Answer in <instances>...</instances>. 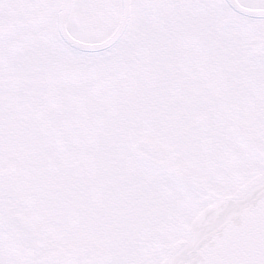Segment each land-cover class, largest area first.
I'll return each instance as SVG.
<instances>
[{
    "label": "rangeland",
    "instance_id": "rangeland-1",
    "mask_svg": "<svg viewBox=\"0 0 264 264\" xmlns=\"http://www.w3.org/2000/svg\"><path fill=\"white\" fill-rule=\"evenodd\" d=\"M12 1L14 3L15 0H2L0 2V29H3V22L7 15L2 11L3 6L7 4L10 7ZM96 1L97 0H79L78 12L84 11L83 16L90 15V13L92 12H98V5L100 4H95ZM181 1L182 0H160V16L162 17L165 12L168 15H173L175 10L177 9V6L179 5V2ZM104 5H106V3ZM102 12V9H100V14ZM103 13L100 17L103 16ZM154 25V21H151L150 24L147 23L144 33L149 35V37H153L154 41L156 42L157 37L153 35L155 28ZM152 42L153 40H151V43ZM3 44L4 42L0 41V45L2 46ZM144 45L145 44L135 45L129 41L124 42L121 49L112 51V53L110 52L111 55L107 59L101 57L95 68L92 67L91 69L94 68L93 70L97 75L110 76L111 74H118L119 72H121V70H116L121 67L127 70V67H132V65L135 64L136 61L141 63L142 59H144L145 57L150 59L153 58V55L156 53V51L161 50L160 48L163 44H161V39H159L158 42L147 45L145 51L143 50ZM45 47L47 48V51L50 55L49 59L51 61H57V55H59L58 50L61 47L57 49L55 43H49L45 45ZM137 51H139L138 54ZM1 54L2 51L0 50V65H2V62H4L2 60H6L7 62H9L8 58L2 56ZM136 54L139 55L140 58L131 63L129 58ZM6 55H8V51L6 52ZM16 60V65L19 67L20 65H22L24 56L20 54L18 57H16ZM75 61V58L71 59L72 63ZM177 61L180 62L179 60ZM64 68H66L65 72L73 73V66L68 65L67 61L64 62ZM87 68L88 67H85L84 69L87 70ZM261 70H263V68ZM162 80L163 81H161L159 89L166 91L169 86L171 87V85L170 83L165 82V78H162ZM123 81L124 77L122 75L117 82L122 83ZM114 98V96H109V98L107 99V103H109L108 105L112 107L113 112H111L110 114L108 125L102 130L103 132L106 128H109V130H114L116 127H119L122 121V117L116 115V113L119 110H127L126 107L116 104ZM143 108L144 107L140 109L141 115L139 118H144ZM175 115L176 110L171 109L170 116L168 117V119H165L164 123H166V125L170 124V121ZM222 124L224 127V123ZM102 131L95 132L100 133ZM192 143L194 144V141ZM153 144L160 145L166 143L154 142ZM181 144L186 146L183 143ZM251 145H254V142H252ZM179 148L183 149L182 147ZM185 149H188L189 151L190 147H186ZM205 150L206 149H201L200 153H204ZM200 153H197V156L202 157L203 155ZM210 153L211 151L209 152V159L210 161L212 160L214 162V159L211 158ZM242 161L243 159L241 158V160L239 161V165H243L241 168H243L244 171L249 172L250 170H259L255 174L253 179L259 174L264 173V150L254 149L252 158L248 159L246 163H242ZM212 165L213 163H211L208 169L205 168L203 169V171L196 172L195 169H189L190 174L195 172L196 177L199 180L206 179V187L199 186L184 188L176 184L173 179H170L171 184L168 180L165 181L167 185L164 184L165 182H162L160 185L161 188L165 187L173 193L179 194L177 200L174 203L172 201L173 205H170L169 203L171 199H167L168 205L166 206L163 204L157 206L159 202H150V208L148 209V203V205H146L141 211L143 213L141 219L137 221L134 220L131 227L123 224V226L120 227V232L109 234L110 236L102 235L98 238L97 235H100L99 233L101 229L100 227H97V222L92 219V213L89 214V212H82V210H77L75 212L77 215V220L75 221V223H72L70 227V230L75 232L73 234V237H77L81 241H89L84 244V247L92 246L95 249V252H92L91 254L85 253L87 259L90 260L91 257H95L96 255H99L100 260L104 259L102 263H100L99 261H89L88 264H159L161 261H163L168 256L169 252L172 251L178 241L186 239L188 237V228L191 223V219L196 213H198L201 207L212 203L215 200H219L221 196L234 195L236 189L240 186H238V184L246 182L245 178L247 177H245L244 179H242L241 177V181L236 184L238 178L234 176L232 170H229L230 173L228 174L224 171V169L214 171L212 169ZM37 176L39 177L40 174L34 173V178L37 179ZM41 180V185L37 184V186L34 185L33 187H30L32 188L30 189V193L32 197H34L35 199L37 198L35 202H38L39 209L41 210L40 214L45 215L53 212V203H55L54 198L56 197V195L54 190H47V185H44L45 180H43V178ZM69 192L72 193L74 199L80 197V194L78 192H75L72 188L69 190ZM57 197L60 196L58 195ZM111 197L115 199L116 193L112 194ZM164 197L165 194H162L161 198L164 199ZM61 198H64V193ZM135 203H137V201ZM77 207H80V205H77ZM153 217L156 218V221L153 219ZM65 218L66 220H69L70 217ZM150 223L152 224L150 225ZM137 226L138 229H136Z\"/></svg>",
    "mask_w": 264,
    "mask_h": 264
},
{
    "label": "flooded vegetation",
    "instance_id": "flooded-vegetation-1",
    "mask_svg": "<svg viewBox=\"0 0 264 264\" xmlns=\"http://www.w3.org/2000/svg\"><path fill=\"white\" fill-rule=\"evenodd\" d=\"M152 0H143L145 4H149ZM55 0H18L17 5L12 8V13L9 20L15 21L13 33L10 36H4L9 39L8 51L13 53L16 50V41H25L21 43L22 50L30 47H39L42 38L55 37L54 27L50 24V19L53 18ZM24 29L22 33L20 30ZM0 34V38H1ZM20 47V46H18ZM31 52V51H30ZM32 52L30 57H32ZM28 57V56H27ZM25 60V68L17 71L14 68H7L5 71L0 69V116L7 115L10 112L15 113L18 107L23 109L34 105V97L40 99H48V81H47V63L45 55L40 51L35 55V59L29 62ZM28 71V76H25ZM77 90L80 91L81 85L76 84ZM29 101V102H28ZM25 105V106H23ZM38 106V105H35ZM57 108L60 111L67 110L64 104L60 103ZM17 188L13 181L9 180L0 187V232L8 231L12 236L17 235L14 227L18 226L15 223L20 222L19 228L25 237L26 226L21 221V218L14 213L16 206ZM7 204L5 208L3 204ZM43 247V243L36 246L35 253ZM63 254V251H62ZM31 257V256H30ZM57 258V257H56Z\"/></svg>",
    "mask_w": 264,
    "mask_h": 264
},
{
    "label": "snow or ice",
    "instance_id": "snow-or-ice-1",
    "mask_svg": "<svg viewBox=\"0 0 264 264\" xmlns=\"http://www.w3.org/2000/svg\"><path fill=\"white\" fill-rule=\"evenodd\" d=\"M233 264H264V260L248 259L244 261H236L233 262Z\"/></svg>",
    "mask_w": 264,
    "mask_h": 264
},
{
    "label": "bare ground",
    "instance_id": "bare-ground-1",
    "mask_svg": "<svg viewBox=\"0 0 264 264\" xmlns=\"http://www.w3.org/2000/svg\"><path fill=\"white\" fill-rule=\"evenodd\" d=\"M262 179H263V177H262L261 179L259 178V181L262 180ZM257 182H258V181H257ZM248 190H249V188H247V189H242V190H241V194H245V193H247Z\"/></svg>",
    "mask_w": 264,
    "mask_h": 264
},
{
    "label": "water",
    "instance_id": "water-1",
    "mask_svg": "<svg viewBox=\"0 0 264 264\" xmlns=\"http://www.w3.org/2000/svg\"><path fill=\"white\" fill-rule=\"evenodd\" d=\"M72 44V43H71Z\"/></svg>",
    "mask_w": 264,
    "mask_h": 264
}]
</instances>
